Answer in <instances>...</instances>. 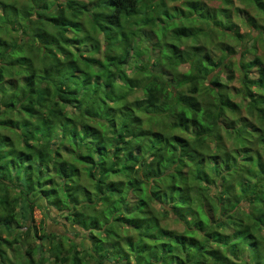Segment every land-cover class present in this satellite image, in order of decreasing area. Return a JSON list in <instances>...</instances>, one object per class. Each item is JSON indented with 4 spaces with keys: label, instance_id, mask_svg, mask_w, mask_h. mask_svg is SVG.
<instances>
[{
    "label": "trees",
    "instance_id": "1",
    "mask_svg": "<svg viewBox=\"0 0 264 264\" xmlns=\"http://www.w3.org/2000/svg\"><path fill=\"white\" fill-rule=\"evenodd\" d=\"M207 1L0 0V264H264V0Z\"/></svg>",
    "mask_w": 264,
    "mask_h": 264
},
{
    "label": "rangeland",
    "instance_id": "2",
    "mask_svg": "<svg viewBox=\"0 0 264 264\" xmlns=\"http://www.w3.org/2000/svg\"><path fill=\"white\" fill-rule=\"evenodd\" d=\"M207 5L209 6H214L216 5L215 2L208 0ZM169 4H174V7L178 6V2L175 1L173 3H169ZM233 4L237 7L242 8L243 4L241 2H239L238 0H233ZM247 11L250 14H254L255 10L252 9L251 7H246ZM232 21L236 24V29L238 30V33H240L241 35H246V33H249L252 37L255 35V31H251V27L249 28L246 24H244V22L241 20V18L235 14H233L232 17ZM254 30V29H253ZM246 36H243V40L245 41H250L249 39L245 38ZM225 41L231 45L233 47V50H235L233 53L230 54V58L234 59L235 61L237 59H239V54H238V49H240V47L238 45H236L237 43L230 38L225 39ZM190 41L186 40L185 44H189ZM255 49H249L248 52L245 53L243 59H249L252 57V55H256L258 56L261 61L264 63V39L260 40V41H256L254 44H252ZM250 46V45H249ZM236 71L234 70V75L236 76ZM228 85L230 87L233 88H238V82L236 80V78H232L230 81H228ZM35 205L32 210H31V219L32 221L30 222V225H34V227L36 228V233L40 232L41 229L44 231H50V232H54V233H58V234H63V235H69V237H71L73 242H76L78 247L87 249L88 248V241L86 239H84V237L87 236V232H84L82 229H80L79 227L69 224L67 221H65L64 219L60 218L59 215H56L55 212L53 211H49L46 212L44 208V201H42V199H39L35 202ZM73 232H77L79 233V235L77 237H75V234L72 236L71 234ZM29 237H32V229L30 228L29 231ZM81 237V238H80ZM34 241L36 242L37 240L34 239ZM90 264H94V263H90Z\"/></svg>",
    "mask_w": 264,
    "mask_h": 264
}]
</instances>
